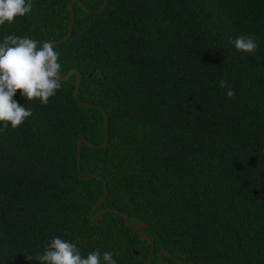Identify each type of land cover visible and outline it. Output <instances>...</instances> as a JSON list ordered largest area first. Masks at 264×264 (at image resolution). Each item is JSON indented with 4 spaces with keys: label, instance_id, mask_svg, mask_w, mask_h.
Segmentation results:
<instances>
[{
    "label": "trees",
    "instance_id": "obj_1",
    "mask_svg": "<svg viewBox=\"0 0 264 264\" xmlns=\"http://www.w3.org/2000/svg\"><path fill=\"white\" fill-rule=\"evenodd\" d=\"M71 36L53 45L61 75L47 105L0 130V264L35 260L52 237L82 256L148 264L151 244L122 214L149 225L151 264H264V0H81ZM71 0H33L0 26L37 41L70 31ZM251 35L254 53L232 41ZM39 46V45H38ZM225 81L234 90L226 96ZM81 164L78 169V142ZM138 251V254H135Z\"/></svg>",
    "mask_w": 264,
    "mask_h": 264
},
{
    "label": "clouds",
    "instance_id": "obj_2",
    "mask_svg": "<svg viewBox=\"0 0 264 264\" xmlns=\"http://www.w3.org/2000/svg\"><path fill=\"white\" fill-rule=\"evenodd\" d=\"M33 0H0V26L12 24L17 17L32 13ZM234 48L243 53H254L256 40L251 35H241L232 41ZM39 45V46H38ZM59 54L52 44L28 36L6 35L0 38V130L18 128L32 115L31 109L21 105L14 97L26 102L38 99L42 105L62 88ZM220 87L226 96H234L225 81ZM39 264H101L97 251L82 256L76 244L60 237H52L42 253L36 255ZM103 264H117L111 252L102 255Z\"/></svg>",
    "mask_w": 264,
    "mask_h": 264
},
{
    "label": "water",
    "instance_id": "obj_3",
    "mask_svg": "<svg viewBox=\"0 0 264 264\" xmlns=\"http://www.w3.org/2000/svg\"><path fill=\"white\" fill-rule=\"evenodd\" d=\"M75 2H78L79 4H81V6L85 9V11L87 13H91L92 10L90 8H88L83 1L81 0H71L70 2V12H71V19H70V31L69 33L62 39L60 40H52V41H48L53 45H56L58 43H61V42H64L65 40H67L72 32H73V25H74V20H75V13H74V3ZM108 4V0H104V4L101 8L99 9H96L94 10V12H101L103 11L106 6ZM72 74H77V79H76V85H75V90H74V94H75V97L76 99L78 100V102L83 105V106H86V107H91V108H97V109H100L103 113H104V119H105V128H106V132H107V137H106V140L103 144H94V143H91V142H87L86 138H81L78 142V153H77V162H78V169L80 171V164H81V146L84 142H87L91 147H96V148H101V147H105L107 144H108V141H109V116H108V112L105 110V108H103L102 106H98V105H95V104H91V103H86V102H82L80 101L79 97H78V91H79V87H80V82H81V79H82V75L81 73L76 70V69H71L65 76H62V79L63 80H67ZM92 177H97V178H101L104 182V186H105V194L98 200V202L95 204V206L92 208V210L90 211V214L92 215V219L97 222L100 220L101 216L103 215V213L105 212H109V211H112V212H116L118 214H122L124 219H125V222L127 224V226L133 230H137L138 233H139V236L142 240H145L147 242H149L151 244V250H150V253H149V258H148V264H151V259L153 257V254H154V249H155V245L151 239V237L149 235H147L145 233V230L149 228V225L141 220H135V221H131L130 220V216L128 213H121L119 210H116V209H113V208H102L100 209L96 214H94V211L99 207V205L107 198L108 194H109V190H108V187H107V183L105 181V179L99 175H96V174H87V175H81V178L82 179H90ZM135 254H138L139 252L138 251H135ZM163 255H166V256H169L171 258H174L176 259L175 257H173L169 251L167 250H160L158 252V256H159V259H160V264H164V260H163ZM183 263L185 264H196L194 262H187V261H183Z\"/></svg>",
    "mask_w": 264,
    "mask_h": 264
}]
</instances>
